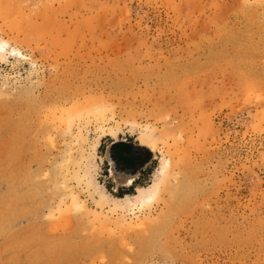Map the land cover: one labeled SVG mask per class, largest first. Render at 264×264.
<instances>
[{
	"label": "rangeland",
	"instance_id": "1",
	"mask_svg": "<svg viewBox=\"0 0 264 264\" xmlns=\"http://www.w3.org/2000/svg\"><path fill=\"white\" fill-rule=\"evenodd\" d=\"M0 41V264H264V0H0ZM100 126L119 127L92 172L111 196L174 162L135 216L81 181ZM112 143L117 169L146 162L130 187ZM70 192L84 207L61 213Z\"/></svg>",
	"mask_w": 264,
	"mask_h": 264
},
{
	"label": "bare ground",
	"instance_id": "2",
	"mask_svg": "<svg viewBox=\"0 0 264 264\" xmlns=\"http://www.w3.org/2000/svg\"><path fill=\"white\" fill-rule=\"evenodd\" d=\"M18 8H19V6H18ZM36 8H38V7H36ZM7 47H8L7 43L0 41V62H2L1 60H4L3 59V57H4L3 52L5 49H7ZM12 52H15L14 49L12 50ZM109 109H110V106H108V105H100V106L93 107L90 111L87 112L86 117H84V119L87 120V119H89V116H90L94 119L95 122L98 121V122H96V124H98V123L100 124V122L101 123L103 121L105 122V120H106L105 112ZM68 114H69V112H68ZM73 115H75L76 117H79L82 115L81 118L79 117L80 119H83L82 117L84 116V114H82V112H76V113H73ZM68 116H70V115H68ZM73 119L74 118H72L71 120H73ZM79 121H81V120H79ZM73 122H74V120H73ZM71 124H72V122L67 125V126H69V127H67L68 129L72 126ZM102 124H105V123H102ZM79 127H77V128H79ZM111 127L108 129H104L103 127L100 126V129L98 132L99 133L98 137L97 138L95 137L96 140L94 139L95 141L93 140L94 142L91 145H87L90 147V150H88L90 152L87 151L88 153H90L89 154L90 155V161L88 159H85L87 156L86 157L82 156L85 153V151H84L85 149L83 150L84 153L82 151V153H83V154H81L82 158H84V160H86V161L88 160L89 162L87 161L88 164H86V165L84 164V162L83 163L80 162L81 167L83 166L82 164L85 165V166H83L84 168L81 171L82 176L80 175L81 176L80 178L82 179L81 181H83V183H85V186H86L85 191L87 192L88 196L90 197V199L94 200L99 205L100 208L106 209V210L108 209L107 212L111 211L110 214H112V212H116V211H118V209L122 208V210H124L126 214H129L131 216L132 215L135 216V214L137 215V213L139 214V212H141L142 210H145V208L150 206L160 195H162V193H165V191H167L168 183H169L170 179L175 180V178H174V175H175L174 174V167L175 166L173 164L174 162H172L170 158H164L161 155L159 160H158L159 161L158 167L156 168V170L154 172V177H153V180L150 184H148L147 186L135 187L133 194H124L120 197H114V196L107 194L105 192L103 186H101L97 182V180L92 176V172L94 171V169L98 165V162L96 160V150L99 146L100 140L108 137V138L112 139V141H114V143L117 142L119 127H115V126H113L115 128H111ZM79 130H81V129L79 128ZM148 130L146 129V130L142 131L143 133L141 134V138H139L140 143L137 144V147H141V148L148 150L149 154H152V157L154 158L155 154L153 151H154L155 146H154V148L151 146V145H154V144H152L153 143L152 139H153V137H155V136H153L154 134L152 133L154 130L151 133ZM66 131H67V129H66ZM68 131L70 132V129ZM78 133H80V131ZM74 138H76L78 141H80L79 139H81L82 137L80 138V136H77ZM86 138L87 137H85V139ZM83 140L84 139H82V142H83ZM78 141H76V143ZM86 142H87V140H86ZM114 143L110 144L107 147L105 155L103 156V158H100V160L106 161L107 164H109V178L113 181V183L115 185V189H118L119 187H130L132 185V183L134 182V179H135L137 173L132 174L129 172H123L114 166L113 162L110 159V154H109L111 145H113ZM79 144H81V142ZM89 147H88V149H89ZM86 161H85V163H86ZM78 169H81V168H78ZM78 169H77L76 173L79 171ZM76 173H74V174H76ZM67 174H68V172H67ZM75 177L77 178V175H75ZM65 195H66L65 197L68 199L67 205L60 204L63 207H61V206L59 207V209H58L59 212L68 213L69 208H75V207L76 208H82V207H84V206H81V204H80L81 202L80 203L78 202L77 197L74 195V193L70 192L68 197H67V194H65ZM64 200H65V198H64ZM61 203H64V202H61ZM119 211H121V210H119Z\"/></svg>",
	"mask_w": 264,
	"mask_h": 264
},
{
	"label": "water",
	"instance_id": "3",
	"mask_svg": "<svg viewBox=\"0 0 264 264\" xmlns=\"http://www.w3.org/2000/svg\"><path fill=\"white\" fill-rule=\"evenodd\" d=\"M133 148L136 149V150L146 151L144 148L137 147V146H134V145H133ZM148 157H150V154L147 152V158ZM145 164H146V162H144V161L137 162L136 165L134 166V169L131 170V173L133 174V173L138 172Z\"/></svg>",
	"mask_w": 264,
	"mask_h": 264
},
{
	"label": "trees",
	"instance_id": "4",
	"mask_svg": "<svg viewBox=\"0 0 264 264\" xmlns=\"http://www.w3.org/2000/svg\"><path fill=\"white\" fill-rule=\"evenodd\" d=\"M116 147H118V146H115V145H114V146L112 147V150L115 151V150H116ZM118 159L120 160V162H122V164H124V165H126V166L129 164V162H128L127 160H125V159H121V158H118ZM132 184H135V181H134ZM118 192H121V191H118ZM118 194H119V193H118ZM124 194H126V193H122V195H124ZM120 195H121V194H120ZM122 195H121V196H122ZM118 197H120V196L118 195Z\"/></svg>",
	"mask_w": 264,
	"mask_h": 264
},
{
	"label": "crops",
	"instance_id": "5",
	"mask_svg": "<svg viewBox=\"0 0 264 264\" xmlns=\"http://www.w3.org/2000/svg\"><path fill=\"white\" fill-rule=\"evenodd\" d=\"M112 146V145H111ZM139 175V173L137 172V176ZM135 179H136V177H135ZM135 179H134V181H135ZM132 186V185H131ZM126 188V187H125ZM127 194V193H126Z\"/></svg>",
	"mask_w": 264,
	"mask_h": 264
}]
</instances>
